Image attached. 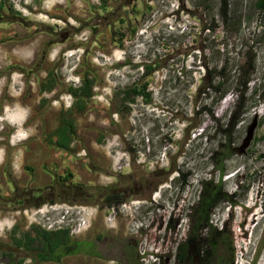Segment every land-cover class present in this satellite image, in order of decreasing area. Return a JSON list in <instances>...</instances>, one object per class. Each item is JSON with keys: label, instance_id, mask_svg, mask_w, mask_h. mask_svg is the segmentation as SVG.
<instances>
[{"label": "rangeland", "instance_id": "1", "mask_svg": "<svg viewBox=\"0 0 264 264\" xmlns=\"http://www.w3.org/2000/svg\"><path fill=\"white\" fill-rule=\"evenodd\" d=\"M222 1L139 0L131 13L121 6L125 0H106L104 10L101 0H20L18 8L6 1L0 9V196L13 185L18 191H43L51 180L60 185L47 195L53 203L25 206L21 215L11 217L3 211L13 212L12 206H0L2 242L14 227L18 237L32 226L82 238L94 222L96 232L120 235L134 264L151 263L143 254L153 250L154 264H177L190 209L211 179L232 200L210 215V224L231 238L232 264H264V11L254 7L256 0H225V19ZM120 34L121 44L115 41ZM25 47L26 58L17 57ZM243 54L253 61L241 89L233 80ZM200 59L216 71L228 63L224 93L194 94L204 73ZM143 63L159 66L146 79L149 103L121 105L122 90L140 78ZM85 72L92 97L80 102L68 89L77 88ZM222 80L216 75L214 85ZM16 104L26 107V117L11 125L1 115ZM65 119L74 126L69 151L52 143ZM4 161L8 172H2ZM155 171L167 181L153 191ZM67 173L71 178L62 182ZM116 186L125 204L113 219L101 211L99 197ZM63 207L74 212L60 224ZM7 260L0 253V264Z\"/></svg>", "mask_w": 264, "mask_h": 264}, {"label": "trees", "instance_id": "2", "mask_svg": "<svg viewBox=\"0 0 264 264\" xmlns=\"http://www.w3.org/2000/svg\"><path fill=\"white\" fill-rule=\"evenodd\" d=\"M6 1L7 0H0V9L4 7ZM125 1L126 2L121 4V6L131 7V13V11L134 9V5H132V3L134 4L139 0H129L131 1V5L128 0ZM101 2V9H106V0H101ZM25 7L30 8L29 5ZM254 7L258 11L263 12L264 0H256ZM220 13L225 19H227V13L229 15V12L228 9H226L225 0L222 1V5L220 6ZM0 19H2V16H0ZM233 20H235L236 24L235 31H239L241 20L239 18L235 19V17ZM122 22H126V20H122ZM134 33L135 29L132 27L128 34L131 37L134 35ZM123 35L124 34H120L118 39L115 41H118V43L121 44L123 42ZM200 61L201 59L199 62ZM252 61L253 60L246 61L244 54L241 56L237 63V68L234 75L235 79L233 81L235 82V86L241 87V89L245 88L250 77V73L246 70V66L252 65ZM200 64L204 69V73L201 77L199 85L195 88L194 94H205L207 90H217L224 93L225 84L231 79L229 77L231 70L228 69V63L226 62L223 66H221L219 71H216L215 68L209 69L208 66H206L203 62H200ZM141 67V69H144V72L141 74L140 78L122 90L120 98L121 105L131 104L136 99L141 100L143 103H149L150 95L147 92L148 82L146 79L154 71H156L159 66H156L155 63H143L141 64ZM216 75H219L223 80L222 82H217V84L214 85V78ZM48 77L49 81L52 80L53 73L49 72ZM230 83L233 84V82ZM51 89V86H41L40 90L50 91ZM91 89L92 81L88 79V73L85 72V74H83L81 77L79 86L77 88H69L68 93L78 101L82 102L83 100H89L92 97ZM255 93L256 90L253 91V96H255ZM244 102V98L240 97V99H238V106L243 107ZM53 137H55V140L52 141V143L55 145V148L62 151H69V146L74 137V126L72 121L66 119L62 120V124L56 128ZM220 161L221 159H219V162ZM133 162L134 159L132 160V164H134ZM220 169L219 171H221ZM170 171H173V169ZM150 177L155 179L152 187L153 191H155L159 185H162L167 181V177L157 176L156 171L152 172ZM182 177L184 178L185 175L182 174ZM70 178L71 174L67 173L64 177H60L59 179L62 182H68ZM183 181H185V178ZM201 185L202 187L198 193L197 201L191 207V213L188 215L190 222L187 230V238L183 243L178 244L176 247V262L177 264H214V262H217V264H232L233 251L231 238L226 236V232L223 230V228L219 230L210 224L211 211L221 202H232V200L230 197H227L222 193V185L220 182L214 184L213 181L209 179L208 181L203 182ZM104 195L110 196L109 194H100L99 198L103 197ZM52 201L53 200H51V202ZM31 229L35 233L34 236L26 233L24 240H22L21 236L16 237V235L12 237L11 243L9 245L0 240V253L8 258L6 264L22 263V259H19L17 255L18 250L28 251L40 255L39 263L52 259H59L62 257L60 247L68 239L69 233L67 230L61 229L53 232H47L36 226H32ZM44 254H49L53 257L50 256V258L45 259L42 256Z\"/></svg>", "mask_w": 264, "mask_h": 264}, {"label": "flooded vegetation", "instance_id": "3", "mask_svg": "<svg viewBox=\"0 0 264 264\" xmlns=\"http://www.w3.org/2000/svg\"><path fill=\"white\" fill-rule=\"evenodd\" d=\"M9 164V161H4V164H1L3 169L2 172H4L5 170L6 172H8V169H6V167ZM57 185H59L58 181L53 182L51 180L49 186H46L45 190L43 191L39 188H31L28 190L18 191L13 185V187L11 188V192H7L3 195L1 194L0 206L6 208L8 207V205H11L12 209H14L13 212L10 213L8 211H3L5 214L11 217H13V215H21L23 214L22 211L25 206H37L43 201L50 202L51 200H53L52 197L47 195L53 194L52 191L54 190V188H56ZM36 190L39 192H35ZM121 193L122 192H120L118 187L116 186L109 188V190H104V194H109L110 196L104 195L100 198L99 206L101 208V211H106L109 216H112L113 219L115 217L119 218V207L125 204V201H123L121 197ZM67 203L73 205L72 201H67ZM1 212L2 211L0 210V218L2 217ZM111 212L113 213V215L110 214ZM95 229L96 228L94 226V222H89L85 231L86 233L82 238H76L75 236L69 235L67 241H65V243L60 247L62 257L59 259H52L39 263L40 255L24 251V258H21V264H56L57 260L62 264H65L63 262L65 258H72L77 260L69 264H78V261H82V264H134L135 261L132 259V254L128 253L130 248L125 247L121 243L120 235H118L116 231H110L111 235H108L105 232H96ZM15 231H17L15 227L11 231H9V233L7 234V241L5 242L6 244L9 245L11 243ZM31 232L33 234H31ZM26 233H29L32 236H34L35 234L33 230L23 232L20 234L22 240L25 239ZM107 237L110 238L108 239ZM42 256L43 258L47 259L50 258L51 255L44 254Z\"/></svg>", "mask_w": 264, "mask_h": 264}, {"label": "crops", "instance_id": "4", "mask_svg": "<svg viewBox=\"0 0 264 264\" xmlns=\"http://www.w3.org/2000/svg\"><path fill=\"white\" fill-rule=\"evenodd\" d=\"M45 1H47V0H43V2H45ZM25 51H27V47L23 48V50L21 52H18L17 53V57L26 58V56H24V52ZM13 108L14 109H12V108L5 109V111L1 115V118L3 119V121H6L7 123L13 122V123H10L11 125L12 124L13 125L23 124L24 123V119L26 117V107H21L18 104H16V105L13 106ZM7 110L8 111H15V114H14L15 116L11 117V116L7 115L5 113Z\"/></svg>", "mask_w": 264, "mask_h": 264}, {"label": "clouds", "instance_id": "5", "mask_svg": "<svg viewBox=\"0 0 264 264\" xmlns=\"http://www.w3.org/2000/svg\"><path fill=\"white\" fill-rule=\"evenodd\" d=\"M48 206V205H47ZM56 209L57 208H53V209H49L51 212H53V211H56ZM62 210H61V213H64V215H62L61 217H62V220L60 219V220H57V223L59 222L60 224L61 223H63V221H66L67 220V218H68V215H71V214H69V211H71L72 213L74 212V208L73 209H67V208H65V207H63V208H61ZM41 210V209H40ZM49 210H46V211H49ZM39 211V210H38ZM40 212V211H39ZM42 212V211H41ZM42 217V219L43 218H46L45 217V215H43V216H41ZM65 217H66V220H65ZM48 219V218H47ZM46 222H48L49 223V219L48 220H46ZM53 224H56V223H53ZM47 225H49V224H47ZM43 227V226H42ZM154 255H156V251H149V252H147L146 254L144 253L143 254V256H144V258L145 257H148L149 259H150V261H151V263H146V264H154L155 263V260L153 259V257L152 256H154ZM155 258V257H154Z\"/></svg>", "mask_w": 264, "mask_h": 264}, {"label": "water", "instance_id": "6", "mask_svg": "<svg viewBox=\"0 0 264 264\" xmlns=\"http://www.w3.org/2000/svg\"><path fill=\"white\" fill-rule=\"evenodd\" d=\"M253 130H254V125H252V126L249 128V130H248L247 137H246V139H245L244 147H246V146L248 145V143H249V141H250V139H251V137H252V132H253Z\"/></svg>", "mask_w": 264, "mask_h": 264}, {"label": "built area", "instance_id": "7", "mask_svg": "<svg viewBox=\"0 0 264 264\" xmlns=\"http://www.w3.org/2000/svg\"><path fill=\"white\" fill-rule=\"evenodd\" d=\"M19 1H20V0H14V1L11 0V2H14V6L17 7V8H18V6H19V4H20ZM53 208H54V205H48V206H47V209H53ZM47 209H46V210H47ZM39 211L41 212V211H43V210L41 209V210H39ZM49 227H50V225H49Z\"/></svg>", "mask_w": 264, "mask_h": 264}, {"label": "bare ground", "instance_id": "8", "mask_svg": "<svg viewBox=\"0 0 264 264\" xmlns=\"http://www.w3.org/2000/svg\"><path fill=\"white\" fill-rule=\"evenodd\" d=\"M28 139V138H27ZM0 235H2V230L0 229Z\"/></svg>", "mask_w": 264, "mask_h": 264}]
</instances>
